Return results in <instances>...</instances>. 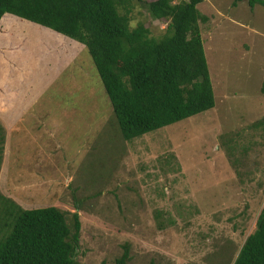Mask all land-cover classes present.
Masks as SVG:
<instances>
[{
    "label": "rangeland",
    "instance_id": "obj_1",
    "mask_svg": "<svg viewBox=\"0 0 264 264\" xmlns=\"http://www.w3.org/2000/svg\"><path fill=\"white\" fill-rule=\"evenodd\" d=\"M233 2L197 5L208 17L199 27L214 107L131 140L84 45L23 19L0 22V123L11 149L0 190L24 208L78 211L80 264H114L124 244L126 264H232L255 229L264 205V6ZM131 3L130 26L159 38L167 21Z\"/></svg>",
    "mask_w": 264,
    "mask_h": 264
},
{
    "label": "trees",
    "instance_id": "obj_2",
    "mask_svg": "<svg viewBox=\"0 0 264 264\" xmlns=\"http://www.w3.org/2000/svg\"><path fill=\"white\" fill-rule=\"evenodd\" d=\"M135 1L153 18L167 21L159 38L142 23L130 26L131 0H0V22L9 16L23 19L84 45L125 140L215 105L199 27L208 20L197 7L204 0ZM246 1L251 8L264 6V0ZM18 137L23 138L20 132L11 141ZM5 149L0 123V168ZM81 230L78 211L56 205L24 208L0 190V264H80ZM128 260L124 244L114 264ZM232 264H264V205Z\"/></svg>",
    "mask_w": 264,
    "mask_h": 264
},
{
    "label": "crops",
    "instance_id": "obj_3",
    "mask_svg": "<svg viewBox=\"0 0 264 264\" xmlns=\"http://www.w3.org/2000/svg\"><path fill=\"white\" fill-rule=\"evenodd\" d=\"M38 100V98L35 100V101H33V103L35 104V102ZM33 103H32V105H33ZM29 110V109H28ZM27 110V111H28ZM33 113V112H32ZM28 114V113H27ZM26 114V115H27ZM25 115V116H26ZM18 125H20V123H16V125H14L13 127H12V130H14V134H16L15 132L17 131V128H18ZM13 137V135L10 133V142H13V141H11V138ZM21 139H23V138H21V137H18L17 139H15V146H16V150L18 151V150H20L19 149V147L17 146V144L19 143V142H21L22 140ZM18 142V143H17ZM10 147H11V144H10ZM6 148L7 149H5V151H4V157H3V162H4V159H5V156H6V159H7V155H8V151L10 150V149H8V147L6 146ZM8 162H9V160H8Z\"/></svg>",
    "mask_w": 264,
    "mask_h": 264
}]
</instances>
